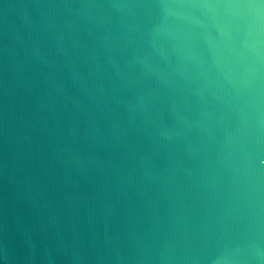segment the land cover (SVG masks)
<instances>
[{
    "label": "water",
    "instance_id": "1",
    "mask_svg": "<svg viewBox=\"0 0 264 264\" xmlns=\"http://www.w3.org/2000/svg\"><path fill=\"white\" fill-rule=\"evenodd\" d=\"M0 264H264V0H0Z\"/></svg>",
    "mask_w": 264,
    "mask_h": 264
}]
</instances>
